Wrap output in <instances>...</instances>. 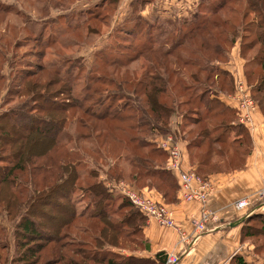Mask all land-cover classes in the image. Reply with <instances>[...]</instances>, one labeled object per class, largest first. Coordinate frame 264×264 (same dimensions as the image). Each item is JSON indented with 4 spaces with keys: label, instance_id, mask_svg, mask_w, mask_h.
Listing matches in <instances>:
<instances>
[{
    "label": "trees",
    "instance_id": "16d2710c",
    "mask_svg": "<svg viewBox=\"0 0 264 264\" xmlns=\"http://www.w3.org/2000/svg\"><path fill=\"white\" fill-rule=\"evenodd\" d=\"M151 1L129 2L116 42L99 48L87 71L76 60L66 68L60 57L43 66L22 58L13 25L0 34V264H163V253L113 251L144 250L145 220L104 187L97 165L106 177L154 190L164 205L176 202L166 155L145 139L174 136L170 121L178 111L196 176L242 168L250 140L235 109L220 100L234 91L224 65L237 45L245 85L264 118V0H199L188 19L147 21L140 12ZM49 2L38 0L37 10ZM117 2L97 0L86 11L112 13ZM39 33L30 38L39 42ZM139 61L141 70L133 65ZM240 237L264 257V215H246ZM89 242L98 247L84 253ZM231 261L247 264L236 255Z\"/></svg>",
    "mask_w": 264,
    "mask_h": 264
},
{
    "label": "crops",
    "instance_id": "0c3cea01",
    "mask_svg": "<svg viewBox=\"0 0 264 264\" xmlns=\"http://www.w3.org/2000/svg\"><path fill=\"white\" fill-rule=\"evenodd\" d=\"M190 2L191 0H152L144 6L141 15L144 17L147 9L155 6L165 17L169 14L174 15L175 12L171 10H174L175 5L178 4L177 8H180L181 12H176L174 16L179 17L183 14L184 8L188 7L184 4ZM242 64L243 60L238 57L237 45H235L224 65L233 77V81L244 82ZM228 95H221L220 100L232 106L227 98ZM245 128L250 140V150L244 158L242 168L212 173L205 178L212 185L213 191L204 207L215 213L217 222L206 224L205 231L191 243L195 232L190 221L198 217L201 206L194 202H180L176 193V202L166 204L174 226L164 227L153 219H144L142 235L146 243L145 249L132 254H123L152 258L156 253L165 255L172 253L178 258L176 264H233L231 258L234 255L239 256L247 264L263 262L264 257L260 258L253 253V246L249 240L240 237L241 221L246 215L251 213L264 215V200L255 199L257 191L264 185V118L257 106L251 115L250 123ZM185 144L184 141L179 143L182 151L181 169L194 172L195 166L188 159ZM141 190L162 202L154 190ZM242 198L248 199L249 208L235 209L234 203ZM181 237H183L182 241Z\"/></svg>",
    "mask_w": 264,
    "mask_h": 264
},
{
    "label": "rangeland",
    "instance_id": "374dc122",
    "mask_svg": "<svg viewBox=\"0 0 264 264\" xmlns=\"http://www.w3.org/2000/svg\"><path fill=\"white\" fill-rule=\"evenodd\" d=\"M33 3L28 4L30 8L27 6V0H0V34L7 33V25L10 28L13 25L12 29H10L11 33V40L22 42V48L19 49L17 54L20 57L27 56L28 59H32L35 63H39L40 65H44V63H49L56 61L58 57H60L61 62L65 64V67H69V63L67 60H76L77 65L81 66L82 70L87 71L93 64L95 52L99 48H103L105 45H114L116 39L118 37H113V32H115V27L120 23L121 20L127 17L129 12L128 4L131 0H118L117 5L112 13L109 12L107 7H104L100 10H92L90 9L88 12L86 9L88 6L92 5L97 0H50L47 4V9L43 12L38 11V0H30ZM199 0H191L190 4L186 3L188 7L184 8L183 14L179 17H175L174 15L176 12H181L180 8H177L178 4L175 5L174 10L171 11L175 12L174 15L169 14L167 17L160 14V9H157L155 6L149 7L147 9L146 14L144 17L147 21L152 17H159V19H165L168 21H173L174 19H188L194 13L197 12ZM173 8V7H172ZM142 11V10H141ZM92 13V14H88ZM87 16L89 17L87 19ZM95 18V19H94ZM83 19H87V21L83 23ZM88 27H90L93 32L90 33L88 31ZM31 30L32 32L28 31ZM13 30V31H12ZM40 32V33H39ZM56 32H60L59 36H54ZM40 35V40L30 38L31 36L38 34ZM29 36L27 40L26 36ZM47 37L49 41L46 42ZM110 37V38H109ZM141 38V36H140ZM138 38L136 41H140ZM27 41V46H25ZM11 42V43H12ZM135 45L137 42H134ZM41 49H40V48ZM24 51H29V54L25 53L22 54ZM39 54H36L38 53ZM38 55V56H36ZM74 64V63H73ZM137 70H141L143 66V61H139L133 64ZM21 67L16 68V71H19ZM1 73L4 75L5 79H9L8 71L4 68L1 70ZM83 75V74H82ZM82 80V76H81ZM6 83V81H4ZM3 90L0 91V99L2 96ZM224 103V102H223ZM181 111V110H180ZM170 121L172 126V134L175 136L178 142H187L188 134L185 132L188 131V128H184V137L182 136L183 133L179 131L180 125L182 126V119L178 113L174 115ZM177 126L175 128V125ZM182 133V134H181ZM150 139V142L153 140V136H146V141ZM232 139V135H230L229 140ZM98 169V180L101 183H104L108 180H116L112 177H106L103 175V171L105 167L97 165ZM117 181V180H116ZM123 181L126 184L134 185L131 182L125 180ZM136 189H139L136 185H134ZM112 195L121 196L118 192H111ZM81 194L78 199L80 201L82 199ZM116 196V197H117ZM84 200L81 202L78 207H84L86 202ZM118 200L114 201L112 205H116ZM4 219L0 217V222ZM5 221V220H4ZM7 232V234H9ZM89 244V250L84 249V253H92L96 251L98 245ZM10 245V252L11 254V244ZM127 249L128 251L123 250H113L119 254L123 253H133L138 252L139 249H133V246H130ZM125 255V254H123ZM74 261H79V258H74Z\"/></svg>",
    "mask_w": 264,
    "mask_h": 264
},
{
    "label": "built area",
    "instance_id": "2783aa9c",
    "mask_svg": "<svg viewBox=\"0 0 264 264\" xmlns=\"http://www.w3.org/2000/svg\"><path fill=\"white\" fill-rule=\"evenodd\" d=\"M227 98L236 111L237 123L246 127L250 123L251 115L256 109L248 87L243 81H235L234 91ZM152 142L166 155L164 168L172 172L176 179L177 194L180 202H194L201 206L198 217L190 221L195 232L194 237L190 241L192 243L205 231L206 224L217 222L218 220L213 211L204 207L212 194V185L207 180L196 176L194 172L181 169L182 151L179 145L180 142L174 136L170 134L164 136L154 135ZM104 187L109 192H118V194L126 198L145 220L153 219L164 227L174 226L167 206L145 194L142 190L119 180H108L104 183ZM255 199L257 201L264 200V185L257 191ZM249 206L250 203L246 198L239 199L234 203V207L237 210H247ZM182 240L183 237H181ZM177 261V256L169 253L166 255L163 264H176Z\"/></svg>",
    "mask_w": 264,
    "mask_h": 264
}]
</instances>
